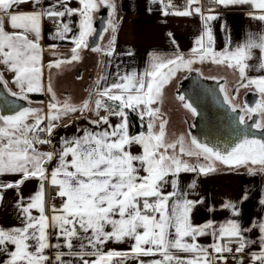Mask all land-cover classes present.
<instances>
[{
  "label": "snow or ice",
  "instance_id": "1",
  "mask_svg": "<svg viewBox=\"0 0 264 264\" xmlns=\"http://www.w3.org/2000/svg\"><path fill=\"white\" fill-rule=\"evenodd\" d=\"M29 2L39 5L40 0H0V64L14 72L13 83L20 92L13 95H21L23 99H27V93L42 90L41 49L38 41L43 17L56 19L79 14L81 18L79 35L72 38L74 47L71 49V59L49 63V67H60L63 63L78 60L79 50L87 47V40L95 31L94 12L101 5L114 9L112 0H78V9L61 2L63 10H57L52 5L40 11H18V6ZM186 2L185 10H175L172 14L189 16L197 13L204 21V32L196 40V46L191 49L188 57L182 53L167 59L153 56L150 67L145 72L125 74L116 83L98 89L94 107L89 100L78 106L69 100L61 104L53 93L46 117L40 114V109L30 107L23 108L14 115L0 116V175L22 174L18 181L0 183V189L19 188L31 178L41 181L39 191L22 208L26 214L23 226L11 229L0 227V251L8 255L3 264H46L48 257L44 255V251L50 247V227L59 229V234L65 237L66 247L70 250L73 247L72 240L79 232L90 233L86 239L88 245L96 251L82 252L80 256L83 259L84 255H95L97 258L91 264H117L114 258H121L119 264H122L127 253L113 250L101 253L99 246L110 240L121 242L125 238L134 239L131 252L137 256H151L156 253L161 255V260H154L151 264H213L208 250L196 243L198 236L207 234L208 229L213 228V222L194 225L190 213L197 202L186 198L172 200L177 194V177L181 172L209 175L216 171V162L230 168L246 167L250 175L264 173V140L249 139L247 135H243L230 150L225 151L201 143L195 137L188 145L185 144L183 136L168 142L165 134L166 120H161L159 131H155L160 110L152 105L160 100L163 86L178 70H192L195 63L211 61L234 69L239 73L240 87L255 86L261 94V100L255 107L245 106V114L239 117V123L245 124L246 117L251 118L252 113H259L264 117V75L256 78H248L246 75L255 50L260 54L259 67L264 69V31L245 33L235 46L229 43L223 51L217 52L213 47L214 36L210 22L218 19V15L205 14L199 6L193 8L200 0ZM211 3L225 7L250 5L257 12H250L248 15L264 22V0H211ZM6 20L14 31L5 30ZM109 27L113 32L116 30V24L112 21L109 22ZM70 31L69 25L61 22L57 35L63 39ZM30 35L35 39H30ZM114 43L115 38L109 41L106 55L112 54ZM51 47L54 48L55 45ZM100 50L98 47L93 49ZM0 81H3L2 74ZM48 91L52 92L50 85ZM221 91L225 93V102L231 105L227 90L222 87ZM105 98L112 105L106 104ZM179 99L184 101L183 96ZM183 106L193 115L196 114L192 104L184 103ZM102 108L107 114L90 122L97 126L105 124L107 129H84L82 136L61 137L60 148L54 152H41L35 147L36 144L52 143L50 139H41L40 133L47 132L51 137L57 127L55 122L62 117L87 111L98 115ZM126 109L138 112L141 120L145 116L149 118L147 132L129 134ZM232 110H236L235 105H232ZM110 116L121 117V122L113 126L109 121ZM44 119H47V127L41 126ZM29 120L32 122L29 123ZM255 127L264 128V120L256 123ZM132 144L140 145L142 153L132 154L128 150ZM183 157L195 158L196 163H190L189 159ZM53 159L57 164L52 169L49 180L45 165ZM201 159L203 163L200 162ZM169 177H172L170 182L173 191L165 193L162 187ZM46 180H49L51 186L58 187L57 195L60 198H65L59 209L53 208L54 214L50 218L45 214ZM190 187H195V182ZM247 199L248 193L245 191L238 202H228L224 207L231 209L233 215L239 217L242 213L240 205ZM260 204L264 205V199L260 200ZM31 209H37L39 217L32 216ZM107 227L111 231H107ZM252 227L259 230L260 251L252 253L251 260L253 264H264V217L253 221ZM140 229L143 231H139ZM250 230L243 228L237 219H229L219 226L218 232L213 231L217 243L211 247L216 254H222L231 252L230 245L236 243V253H242L249 243L243 232ZM8 245L14 246V250H9ZM181 252L193 255L184 259L176 255ZM61 255L58 253L55 259L61 261ZM217 259L225 260V257L218 255ZM84 264H89V261L84 260Z\"/></svg>",
  "mask_w": 264,
  "mask_h": 264
},
{
  "label": "crops",
  "instance_id": "2",
  "mask_svg": "<svg viewBox=\"0 0 264 264\" xmlns=\"http://www.w3.org/2000/svg\"><path fill=\"white\" fill-rule=\"evenodd\" d=\"M61 2L67 3V6L73 9L80 8L78 0H40L39 5H35L33 2L26 3L18 6L20 12H32L40 11L42 8H48L55 5L57 10H63ZM114 9L105 5H101L98 10L93 14V25L98 19V14L101 9H107V21L105 29L100 37V41L103 36L106 35V39L103 44H106L108 50L109 41L115 38V43L111 49L112 54H104L101 67V80L98 84V89L110 86L112 83H116L120 76L128 73H143L149 69L153 56H159L161 58H172L177 53H182L185 57L190 55L191 49L196 46V40L204 32V21L200 14L194 13L189 16H180L172 14L175 10L183 11V9H173L166 0H112ZM201 7L205 14L218 15V19L210 22V26L213 30L214 36V49L217 52L223 51L229 43L235 46L236 43L244 36L245 33H255L264 31V22L257 19H253L248 15L250 12H257L252 9L250 5L244 6H222L214 5L210 0H200L198 5L192 7ZM211 9V12L209 10ZM165 12H168L165 15ZM79 14L71 16H65L63 18H49L43 17L41 20V33L38 41L40 45V67L41 76L40 83L42 84V90L39 92H33L34 95L40 96V98H34L33 100L23 99L21 95H13V93H19L20 89L13 83L14 72H10L3 64H0V74L3 76V81L0 84L3 86L6 93L16 99L24 102L23 106H20V110L23 108H37L44 111L45 104L50 100V95L47 93L48 84L54 91L56 99L61 101L67 99L68 95L66 89L59 87V83L62 79L69 77L71 80L80 79L84 77L86 83L82 84L78 88L72 87V96L75 100L82 99L83 94H87L91 91V98H96V92L92 88L94 83V72L99 64L98 56L94 57L89 47V39L87 40V47L79 50V59L70 63H63L60 67H49L50 62L57 60L68 61L71 59V49L74 47L72 38L79 35ZM59 21L67 23L71 29L70 32L65 34V38H60L57 35V30H54L51 26L53 21ZM112 21L116 24V30L113 32L109 27V22ZM94 28V26H93ZM107 29V30H106ZM5 30L14 31L7 20L5 21ZM30 39H35L30 35ZM55 45V47H51ZM106 50V51H107ZM259 51L255 50L253 59L250 62V67L247 70L248 78H256L264 75V69L259 67ZM198 76L201 79L214 81L219 83V88H225L228 96L231 98L232 105L236 106V110L245 114V101L248 99V103L255 107L257 102L261 100V94L256 90L255 86L243 88L239 86V73L226 65H218L211 61H205L203 63H195L192 65V70L183 69L178 70L174 76L163 86L162 96L157 103L159 106V116L161 120H166L165 134L166 140L172 142L177 140L178 137L183 136L185 144H190V141L196 136L195 120L196 114L193 115L189 109H186L183 105L188 103L181 85L184 81L190 77ZM44 85V86H43ZM96 90V89H95ZM37 93V94H36ZM223 97L225 93L222 92ZM29 94V93H27ZM31 94V93H30ZM180 96L184 97V101L179 99ZM73 98V97H72ZM105 101L106 98H105ZM112 102L107 101L106 104ZM153 104V108L157 104ZM90 104L93 106V100ZM107 114L102 108L97 115L93 111H87L84 113L76 112L62 117L56 121L57 127L54 129L51 137L47 132L40 134L41 139H50L51 144H38L36 145L40 150L44 152H54L60 148L61 137L72 138L74 136H82L83 130L89 131H102L107 129V125L100 124L99 126L92 124L90 121L101 114ZM140 117L139 113L136 112ZM0 116H3L0 112ZM252 116H256V123L264 120L259 113H252ZM141 118V117H140ZM247 120L251 118H247ZM147 124L148 117L143 119ZM110 123L115 126L121 122V117L110 116ZM156 123L155 131H159V124ZM43 127H47V120L43 123ZM78 129L80 131H78ZM262 129V128H257ZM202 143V142H201ZM134 155L142 153V147L137 144H132L128 149ZM171 152V149L169 150ZM178 151V148H177ZM189 159L190 163H196L195 158L183 157ZM71 159V157H68ZM204 161L201 159L200 161ZM57 161L53 159L50 163L46 164L47 174L50 180V173L54 167H56ZM216 171L209 175H201L197 172H181L177 177V194L172 198L175 200L189 199L194 202L193 210L190 213L191 222L194 225H203L207 221L213 222V228L208 229L207 234L198 236L196 243L206 249L212 248L211 246L217 243L216 237L213 235V231L218 232V228L221 224L225 223L229 219H237L241 223L243 228H249L250 231L243 232L245 238L249 241L245 248V254L243 256L242 264H253L251 260V254L260 251V233L258 228H253V221L259 220L264 217V205L260 204V200L264 199V173H256L250 175L246 167L230 168L220 162L215 164ZM141 175H144L141 172ZM22 174H3L0 175V183H9L18 181L21 179ZM171 179L164 183L162 190L165 193L173 191L171 187ZM49 180L44 181V194H45V214L50 218L54 213L48 209L47 200L50 195L58 193V187L50 185ZM195 182V187L190 185ZM41 181L37 178H31L26 180L19 188H2L0 189V227L5 229H11L13 227H22L26 222V214L23 213L22 208L26 207L31 198L39 191ZM245 191L248 193V199L244 201L240 207L242 213L239 217H235L231 209L225 208L224 205L228 202H238ZM199 201H203L200 203ZM31 215L39 217L40 213L37 209H31ZM118 218V217H117ZM107 231H111L110 227L106 228ZM139 231H143L140 229ZM174 231V230H173ZM85 234L79 232L76 238H73V247L70 250L66 247L65 237L59 234L58 228L48 229V243L49 248L45 249L44 255L48 257L46 264H84V260H88L89 264L97 257L95 255H84L83 259L80 253H92L96 249H93L88 245ZM191 242L190 238H187ZM223 243L224 241H220ZM34 243V242H33ZM135 241L132 238H125L121 242L114 240L107 241L105 244L99 246V252L107 253L110 250L127 253L128 255L123 258L122 264H151L154 260H161L162 257L159 253L151 256H137L131 252V248ZM59 245V247H57ZM81 245H84L81 248ZM9 250H14V246L8 245ZM73 254H69V253ZM61 255V261H57L55 258L57 254ZM181 258L187 259L191 257L192 253H176ZM210 256V254H209ZM8 258L7 253L0 251V264ZM119 264L121 258H114Z\"/></svg>",
  "mask_w": 264,
  "mask_h": 264
},
{
  "label": "water",
  "instance_id": "3",
  "mask_svg": "<svg viewBox=\"0 0 264 264\" xmlns=\"http://www.w3.org/2000/svg\"><path fill=\"white\" fill-rule=\"evenodd\" d=\"M98 16L93 25L95 31L88 42L92 49L98 46L105 29L107 9H101ZM181 90L187 102L196 109L195 134L202 143L225 151L230 150L243 135H247L249 139L264 140V128L255 127L256 116L246 119L245 124L239 123L242 112L233 111L225 102L218 82L193 76L184 81ZM247 101L248 99L245 101L246 106L252 107ZM23 105V101L9 96L0 84V112L3 116L14 115Z\"/></svg>",
  "mask_w": 264,
  "mask_h": 264
},
{
  "label": "rangeland",
  "instance_id": "4",
  "mask_svg": "<svg viewBox=\"0 0 264 264\" xmlns=\"http://www.w3.org/2000/svg\"><path fill=\"white\" fill-rule=\"evenodd\" d=\"M106 39V35L105 36H103V38L101 39V42L98 44V48H100L101 50L100 51H93V50H91L92 51V53H91V55L93 54L94 55V57H96V56H98V60H99V64H98V66H97V68L95 69V72H94V83L92 84V88H94V92L95 91H97V88H98V84H97V81H99L100 80V77H101V72H102V67H101V63H102V59H103V56H104V54H105V52H106V44H103V41ZM96 47V48H97ZM86 83V79L84 78V77H82V78H80V79H74V80H71L69 77H67V78H64V79H62V81L58 84L59 85V87H62V88H64V89H66V93H67V99H65V100H69L72 104H74V105H80L83 101H85V100H91V102H92V100H93V106H94V101H95V99L97 98H95L94 97V99H90L91 98V89H90V92H88L86 95L85 94H83L82 95V99H81V101H79V98H77V100H75L74 98V96H72V87H74V88H78L79 86H82V84H85ZM44 86V85H43ZM41 87H42V84H41ZM45 87H47V93L50 95V100H48L47 102H46V104H45V109H44V111H41L40 112V114L42 115V116H44V117H46L47 116V114H48V111H49V109H48V105H49V103L50 102H52V95H53V93H54V91H53V89H52V92L50 93L49 91H48V87H49V84H48V86H45ZM96 89V90H95ZM32 94H35V93H29V94H27V98L29 99V100H33L34 98L32 97ZM37 94V93H36ZM73 97V98H72ZM56 98V97H55ZM57 100V99H56ZM65 100H63V101H61V104L65 101ZM58 101V100H57ZM153 106V105H152ZM159 106H160V103H157L156 105H155V107H157V108H159ZM71 114V113H70ZM47 119H44V120H42V122H41V126L43 127V123L46 121ZM148 120H149V118H148ZM29 123H31L32 121L31 120H29L28 121ZM160 122V120H156V123L158 124ZM41 134V133H40ZM40 138H41V136H40ZM36 145H38V144H36ZM35 145V147L39 150V151H41V152H44V151H42V150H40L37 146Z\"/></svg>",
  "mask_w": 264,
  "mask_h": 264
},
{
  "label": "built area",
  "instance_id": "5",
  "mask_svg": "<svg viewBox=\"0 0 264 264\" xmlns=\"http://www.w3.org/2000/svg\"><path fill=\"white\" fill-rule=\"evenodd\" d=\"M169 2V5L171 8L173 9H183L186 7V0H166ZM211 1V0H210ZM58 25H60V22L55 20L51 23V26L54 30L58 29ZM105 114H101L100 116H104ZM98 117H95V119H98ZM63 199L65 198H60L57 193L52 194L49 196L48 200H47V206L48 209L50 211L53 212V208L59 209L63 203ZM230 247L232 248L231 252H225L222 254H216L212 248H208V254H210V256L213 259V264H241V262L243 261V256L245 254V251L242 253H236L235 249L236 247H238V244L236 243H232L230 245ZM218 255H223L225 257V260H219L217 259Z\"/></svg>",
  "mask_w": 264,
  "mask_h": 264
},
{
  "label": "trees",
  "instance_id": "6",
  "mask_svg": "<svg viewBox=\"0 0 264 264\" xmlns=\"http://www.w3.org/2000/svg\"><path fill=\"white\" fill-rule=\"evenodd\" d=\"M34 98H40V96L34 95ZM107 102V101H105ZM108 105H112L109 103ZM127 119H128V130L130 135H136L140 133L141 131H146V123L144 120H141V118L137 115L136 112H133L131 110H127Z\"/></svg>",
  "mask_w": 264,
  "mask_h": 264
}]
</instances>
